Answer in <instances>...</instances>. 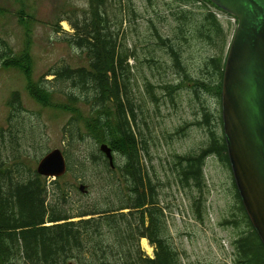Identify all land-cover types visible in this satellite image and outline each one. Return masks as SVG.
<instances>
[{
  "label": "trees",
  "instance_id": "trees-1",
  "mask_svg": "<svg viewBox=\"0 0 264 264\" xmlns=\"http://www.w3.org/2000/svg\"><path fill=\"white\" fill-rule=\"evenodd\" d=\"M148 1L153 3V0ZM167 1L176 29L171 37H165L152 23L158 44L142 50L146 56L143 65L157 75L171 70L179 76L180 82L157 86L145 79L144 94L152 103H159L158 92L165 91L174 103L177 88L193 82L197 99L200 100L204 92L211 93L215 99L216 108L204 106L203 120L195 124L208 132L206 147L185 157L175 155L170 170L180 190L186 191L193 200L192 218L205 226L209 216V186L204 172L206 162L216 157L222 167L231 169L225 137L221 132L220 105L225 60L234 27L210 12L212 4L208 0ZM105 3L108 0H98L96 19L77 37L69 38L79 50L88 53L89 67H60L48 75L54 76V82L43 80L33 84L29 79V89L43 104H47L48 97L42 96V91L50 95L59 93L69 100V107L81 103L97 115L89 128L93 129L92 133H97L96 130L102 132V140L113 147L118 157L114 171L100 153L92 156V163L104 171L103 193L114 192L118 206L81 210L76 217L68 213L65 207L69 203V193L62 188L60 180L53 182L50 189L47 179L20 159L21 146L12 127L8 132L0 127V264H66L72 259L79 264H184V258L171 239L166 208L162 205L165 183L157 177L154 168L152 173L144 164L145 156L151 157L149 144L145 131L140 132L139 140L135 130L138 113L141 112V123L150 131L143 117L148 100H142L138 105L134 96L135 91L141 94V88L133 84L138 81L135 68L129 61L137 59V52L127 47L126 38L121 43L119 31L113 32L107 16L100 14ZM185 46L207 50L198 76L191 75L184 63ZM158 50L173 62L172 66H165L168 60L155 59ZM20 58L15 60L17 58L13 57L9 45L0 39V67L13 65L28 76V66L22 64L28 58L23 55ZM68 86L70 90H64ZM9 107L12 118L22 114L24 106L19 93L12 95ZM114 107L115 119L110 111ZM77 122V119H72L65 130L71 146L80 137ZM8 151L13 159L7 155ZM35 154L39 160L46 152L38 148ZM67 158L70 161L69 154ZM69 166V171H73L72 163ZM89 187L90 194L98 191L93 185ZM230 195L234 201L230 217L221 226L234 231L235 236L230 243L234 264H264V245L246 213L236 186L230 189ZM125 210L129 212L123 213ZM87 217L90 219L70 222L74 218ZM142 239H148L156 247L155 259L143 254L140 247Z\"/></svg>",
  "mask_w": 264,
  "mask_h": 264
},
{
  "label": "rangeland",
  "instance_id": "rangeland-1",
  "mask_svg": "<svg viewBox=\"0 0 264 264\" xmlns=\"http://www.w3.org/2000/svg\"><path fill=\"white\" fill-rule=\"evenodd\" d=\"M90 3L91 0H0V39L9 45L13 57L17 58L15 60L21 59L22 55L27 56L28 59L22 61V64L28 66L29 72L27 76L23 70L13 65L0 67V127L5 132L12 127L21 146L20 159L33 170L37 169L41 160L35 158V151L38 148H43L46 153L59 149L70 155L71 159L68 161L69 165L72 163L73 171L61 178L60 185L69 193V203L65 209L75 217L81 210L118 206L114 192L103 193L104 171L92 163V156H97L100 147L107 143L102 140V132L96 130L98 135L94 131L92 133L93 129L89 128L90 122L97 118L90 107L81 103L76 104V107L75 105L69 107L70 102L65 96L59 93L50 95L42 91L40 94L48 97L47 104H43L36 94L31 93L29 87L31 83L43 82L47 75L60 67L67 66L71 69L89 67L88 53L79 50L69 38L78 34L73 26L78 24V19L88 20L91 17ZM168 5L167 0H153L152 4L148 0H121V3L119 0H109L106 10L108 19L114 24L117 21L119 26L122 19L124 20L121 31L118 29L112 31H119L120 35H123L122 43L126 38L127 47L137 52V59H131L129 64L135 68L136 80L139 82L133 84H138L141 88V94L138 91L134 93L138 105L142 100H148L144 94L145 79H149L157 86L180 82L179 76L171 70L162 71L161 75H157L143 65L146 56L142 50L146 46L153 48L158 44L151 28L152 23L157 25L163 36L171 37L174 34L176 23L171 17ZM118 16L120 18L117 19ZM61 17H65V21L59 24ZM84 22L78 24L83 32ZM206 51L203 47L185 46L183 60L191 75L198 76L200 73V64L202 58L206 57ZM155 59L162 62L168 60L165 66L170 67L173 64L161 50L155 53ZM46 80L54 82L55 79L50 76ZM193 85L192 82L178 87L179 90L173 97L174 103L167 97L165 91H157L159 103L148 100L144 105L143 117L146 118L150 131L141 123V112L138 113V127L135 126V130L139 140L140 132L145 131L149 144L151 157L145 156L144 164L152 173L154 168L157 177L165 183L162 205L166 208L171 239L184 258L183 263L234 264L233 249L230 245L235 236L234 231L230 227L221 226L222 222L230 217L233 201L229 192L231 181L227 169L223 168L215 157L206 162L209 216L205 226L197 224L192 219V198L188 197L186 191L180 190L174 173L170 172L175 154L187 155L197 152L208 140L206 128L195 124L203 120V107L215 109L216 102L208 92H204L200 100L197 99ZM59 88L63 89L62 86ZM64 90H70V86ZM14 92L20 93L24 111L20 116L12 118L9 102ZM110 111L112 118L115 119V107ZM72 119L79 121L77 123L80 137L78 136L71 146L68 141L70 137L65 130ZM181 127L183 131H180ZM7 155L13 159L10 151ZM81 163L84 165L80 166ZM169 182L171 185H168ZM82 184L87 187L93 185L94 190L98 191L81 194L79 187ZM74 221L77 222L79 219ZM148 246L150 250L144 249L143 241L140 242L144 255L155 257V247L149 241Z\"/></svg>",
  "mask_w": 264,
  "mask_h": 264
},
{
  "label": "water",
  "instance_id": "water-1",
  "mask_svg": "<svg viewBox=\"0 0 264 264\" xmlns=\"http://www.w3.org/2000/svg\"><path fill=\"white\" fill-rule=\"evenodd\" d=\"M210 1L239 20L223 81L224 133L240 195L264 244V0ZM100 150L114 169L112 150L107 145ZM67 168L63 152L54 150L37 172L60 178Z\"/></svg>",
  "mask_w": 264,
  "mask_h": 264
},
{
  "label": "bare ground",
  "instance_id": "bare-ground-1",
  "mask_svg": "<svg viewBox=\"0 0 264 264\" xmlns=\"http://www.w3.org/2000/svg\"><path fill=\"white\" fill-rule=\"evenodd\" d=\"M143 246L144 249L150 250V247L148 246V241L146 239L143 240Z\"/></svg>",
  "mask_w": 264,
  "mask_h": 264
}]
</instances>
